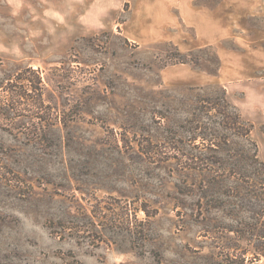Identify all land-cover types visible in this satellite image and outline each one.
Returning <instances> with one entry per match:
<instances>
[{"label": "rangeland", "instance_id": "rangeland-1", "mask_svg": "<svg viewBox=\"0 0 264 264\" xmlns=\"http://www.w3.org/2000/svg\"><path fill=\"white\" fill-rule=\"evenodd\" d=\"M139 1L0 0V264H264V187L206 196L213 172L183 166L210 152L189 140L217 113L199 99L235 104L243 81L261 87L243 118L264 160V0H194L220 14L210 46L188 28V51L133 38ZM192 70L213 77L182 80Z\"/></svg>", "mask_w": 264, "mask_h": 264}, {"label": "trees", "instance_id": "trees-1", "mask_svg": "<svg viewBox=\"0 0 264 264\" xmlns=\"http://www.w3.org/2000/svg\"><path fill=\"white\" fill-rule=\"evenodd\" d=\"M181 62L189 61L183 59ZM199 100L202 107L207 110L216 109L217 113L208 115L207 121H198L197 126L199 125L200 131L189 140H202L203 147L210 149V152L199 150L196 153L194 151L185 153L183 166L213 172L205 181L208 185L207 183L202 185L203 193L208 196L212 188L211 184L214 187L228 180H233L236 188L258 187V185L264 187V160L260 159L258 144L251 137L254 124L243 118L238 107L229 100L226 91L222 97L208 96ZM261 128L264 132V124ZM228 146L231 148L228 149ZM226 149L229 152L225 156L222 150ZM142 151L151 158V151L145 149ZM209 165L214 169L205 170V166ZM238 200L244 207H248L250 199L247 196L239 195Z\"/></svg>", "mask_w": 264, "mask_h": 264}, {"label": "crops", "instance_id": "crops-1", "mask_svg": "<svg viewBox=\"0 0 264 264\" xmlns=\"http://www.w3.org/2000/svg\"><path fill=\"white\" fill-rule=\"evenodd\" d=\"M202 9L194 8V0H140L132 5L134 27L144 29L145 32L133 31V38L146 43H155L163 40L174 42L181 50L188 51L192 45L188 41V28L193 25H200L201 30L199 37L202 38L203 45H212L216 41V21L218 20L220 11L213 8L200 13ZM127 23V22H126ZM229 26L230 36L235 31L237 25L230 14L227 21ZM235 36V35H233ZM244 39V38H243ZM244 52V51H243ZM246 53V52H244ZM222 59V52L219 53ZM252 66V65H251ZM242 65L221 67L218 74L214 75L215 81L223 80V76H228L231 83L232 79H242V77H250L255 73V68ZM182 68V67H179ZM187 68L188 67H183ZM213 77L206 75L200 71H190L186 80L188 82L205 84ZM259 92H254V88L250 81L240 82V86L235 89H228L230 99L235 102L242 112V116L246 119H251V111L261 110L263 100L260 97V85H257Z\"/></svg>", "mask_w": 264, "mask_h": 264}]
</instances>
